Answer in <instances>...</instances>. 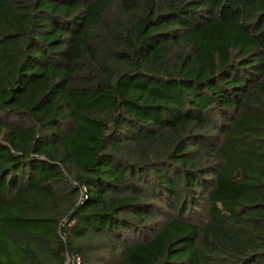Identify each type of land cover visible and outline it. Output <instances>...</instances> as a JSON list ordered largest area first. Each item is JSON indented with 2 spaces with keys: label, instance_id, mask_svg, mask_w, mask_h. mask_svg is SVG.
Returning <instances> with one entry per match:
<instances>
[{
  "label": "trees",
  "instance_id": "trees-1",
  "mask_svg": "<svg viewBox=\"0 0 264 264\" xmlns=\"http://www.w3.org/2000/svg\"><path fill=\"white\" fill-rule=\"evenodd\" d=\"M66 262L264 264V0H0V264Z\"/></svg>",
  "mask_w": 264,
  "mask_h": 264
},
{
  "label": "built area",
  "instance_id": "built-area-1",
  "mask_svg": "<svg viewBox=\"0 0 264 264\" xmlns=\"http://www.w3.org/2000/svg\"><path fill=\"white\" fill-rule=\"evenodd\" d=\"M76 260L79 262V258L78 257L76 258ZM65 264H67V262Z\"/></svg>",
  "mask_w": 264,
  "mask_h": 264
}]
</instances>
